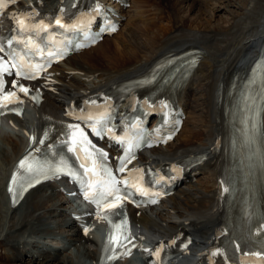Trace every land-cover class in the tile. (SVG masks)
Listing matches in <instances>:
<instances>
[{
  "label": "bare ground",
  "instance_id": "1",
  "mask_svg": "<svg viewBox=\"0 0 264 264\" xmlns=\"http://www.w3.org/2000/svg\"><path fill=\"white\" fill-rule=\"evenodd\" d=\"M56 1L43 0L46 4H53ZM157 1L159 2V0ZM160 1L167 5L166 13L170 19V28L167 27L168 30L165 28L167 31L165 30L166 34H163V37L160 28L154 29L155 34L150 36V40L154 42L152 44L141 41L142 39L137 38L136 35H133L134 33H129L126 42L131 43L132 52L124 50L123 48L126 47L124 46L121 48L124 56L117 55L112 49L105 50L103 54L98 53L101 58L109 57L112 61L123 65L120 68L116 65L96 68L90 64L89 55L84 57L86 58L85 62H72L81 56L72 55L64 62L68 69L59 70L57 87L50 95L44 97L43 103L38 108H34V121L31 125L34 126L38 123L42 115L50 118L57 117L64 102L74 100L94 88L108 85L114 79H127L145 71L151 62L163 52L181 48L187 44H196L194 48L201 51L196 69L191 77L177 80V82L185 83L183 89L185 93H179L184 95L181 102L187 112L191 110L196 114V123L192 129L186 130L188 133L183 143L177 142L179 133L170 145L149 151V159L159 164L182 155L209 149L213 144L211 139L217 138L221 132V125L226 119L221 116V109L214 108V91L219 83L224 89L231 72L247 66L252 57L257 55L259 44L264 43V24H262L264 22L262 17L264 15V0H246V3H241L242 5L237 4L236 9L241 10V14L238 17H231L225 26L221 24V27L209 26L206 28L198 24L191 29L183 27L182 22L178 20V15L183 8V10L186 8L193 10L195 8L193 1ZM221 1L222 5L224 2L227 3V6L236 4H229L226 0ZM202 2L209 3L210 9L205 7L201 12L207 15L210 21L215 16L216 9L226 11V6L222 7L217 0H202ZM209 6L207 5V7ZM157 9L159 8H156L155 12ZM117 34L118 32L115 35ZM115 35H112L110 39H113ZM104 42H106L105 39L81 54L95 51L94 49L102 46ZM254 42L257 45L252 47ZM177 43L180 45L175 46ZM254 47L256 49L249 52ZM244 51H248L251 58L240 65V55ZM98 56L95 57L96 60ZM89 78H91L90 81H88ZM162 88L165 89V87L159 89L162 90ZM226 103L228 104L227 100ZM192 112L189 113L192 114ZM14 124L21 130L28 127L22 120L14 119ZM184 124H187V121H184ZM21 134L19 130H0V200L2 202V207H0V264H95L98 252L96 235L80 236L75 224L65 212L66 199L64 197L58 199L52 185L35 188L25 195L19 205L14 208L8 207L3 191V179L9 172L8 165L23 149L24 140ZM215 164L216 161L209 159L201 167L200 180L195 183L192 181L183 182L176 193V196H182L181 198H168L157 210H141L137 217L135 214H131V222L135 228L144 235L155 239L169 235L177 227L185 229L187 222L194 224L195 229H200L203 233L207 232L205 228L209 225L213 228L217 217L214 210ZM229 174L237 186H242V190L247 191L246 183L250 179L248 173L239 175V172L232 173L230 171ZM55 234L59 235L65 243L61 248L52 251L46 249L48 248L46 244L41 246L37 244L39 240L43 241L45 237ZM27 240L28 243L24 242ZM27 244H31L34 251H29ZM67 251L68 253L65 254ZM7 252H10L11 255L6 254ZM35 252L40 255L38 260L34 257ZM23 259L26 262L22 263ZM129 263L130 260L117 264Z\"/></svg>",
  "mask_w": 264,
  "mask_h": 264
},
{
  "label": "rangeland",
  "instance_id": "2",
  "mask_svg": "<svg viewBox=\"0 0 264 264\" xmlns=\"http://www.w3.org/2000/svg\"><path fill=\"white\" fill-rule=\"evenodd\" d=\"M193 4H195V8L193 10H189L188 8H186L185 10L181 9V13L180 15L178 16V20H180L182 22V25L184 28L186 29H191L194 27V25H201L203 27H221L222 25L225 26L227 24V22H229V20L231 19V17H238L241 13V10H237L236 7H237V4L239 5H242L243 3H246V0H226L228 1V3L230 4H234V6H227V3L224 2V4L222 5V1L220 0H217L218 2H220L219 4L222 5V7H225L226 6V11H224L223 9H220V10H217L214 12L215 16L213 17L212 21H210L207 17V15H204L202 14V10H204V8L206 7L207 9L209 8L210 9V6H209V3L208 2H202V0H190ZM197 1V2H196ZM233 1V2H232ZM242 1V2H241ZM245 1V2H244ZM132 2L134 3L133 5V9L136 7V6H144L143 4V0H132ZM159 0V2L157 0H147V2L145 3V5H149L151 7H142L143 10H150L148 12H146L145 14H149V15H153L151 14L153 11H152V8H154L153 10H155L156 8H158V5L159 4H162V8L163 10L160 9L159 13L160 15L157 17V18H154L156 16H154L153 18L156 19V23L153 21L154 19H152L149 23H148V20L147 22L145 23L144 21H140V22H137L136 24V27L135 24L132 25L133 28H129L128 29V26H126V22L124 23L123 27H122V30L119 32L120 34L117 35L116 37V40L114 39H106L103 43L102 46H99L95 49V51H93L92 55L91 54H88L90 57H89V61H90V64H92L94 67L96 68H100L101 66H104V67H107L108 65L111 66V65H116L118 68L122 67L123 65L121 64H118L117 62L115 61H112L109 57H106V58H101L98 56V53L100 54H103V52L105 50H110L112 49L113 51H115L118 54H121L124 56V52L121 48H123L124 50H128L129 52H132L133 50V47L131 45V43L129 42H126V38H127V35L130 34H133V35H136L137 38H141L142 40L141 41H146L148 42L149 44H152L153 41L150 40V36L152 37L154 34H155V30H157L158 28H160L161 30V35L163 37V34L165 35L166 31L168 30L167 27L170 28V19H169V15L166 13V10L168 9L167 5ZM214 2V1H213ZM217 2V3H218ZM242 3V4H241ZM204 4V5H203ZM207 5L209 7H207ZM245 5V4H244ZM154 6V7H152ZM202 6V7H201ZM165 7V8H164ZM137 8V7H136ZM132 9V10H133ZM199 9V10H198ZM208 9V10H209ZM198 11V13H197ZM202 11V12H201ZM229 11V12H228ZM235 11V12H234ZM162 12V13H161ZM142 13V12H141ZM186 13V15H185ZM196 13V14H195ZM130 14H134L133 11L130 12ZM140 14V13H139ZM201 14V15H199ZM165 15L168 17L166 18ZM185 15V16H183ZM190 16V17H188ZM195 16V17H194ZM217 16V17H216ZM149 17V16H148ZM164 17V18H162ZM199 17V18H198ZM203 17V18H202ZM216 17V18H215ZM221 17V18H220ZM263 19H264V15H262ZM151 18V17H150ZM171 18V17H170ZM191 18V19H190ZM195 18V19H194ZM202 18V19H201ZM219 18V19H218ZM190 19V20H189ZM206 19V20H205ZM218 19V20H217ZM223 19V20H222ZM159 20H161V24L159 23ZM196 20V22H195ZM204 20V21H203ZM228 20V21H227ZM202 21V22H201ZM210 21V22H209ZM219 21V22H218ZM199 22V23H197ZM262 22V21H261ZM203 23V24H202ZM217 23V24H216ZM208 24V25H207ZM213 24V25H212ZM222 24V25H221ZM262 24H264V22H262ZM146 28V29H145ZM167 30H166V29ZM149 29V30H148ZM155 29V30H154ZM147 30V31H146ZM163 30V31H162ZM166 30V31H165ZM144 31V32H142ZM123 32V34H121ZM147 32V34H146ZM170 36V34H168ZM142 36V37H141ZM160 36V39L162 38ZM146 38V39H145ZM149 38V39H147ZM150 40V41H149ZM145 42V43H146ZM151 42V43H150ZM156 42V41H155ZM154 43V42H153ZM117 46V47H116ZM117 48H119L117 50ZM121 50V51H120ZM242 55V53H241ZM240 55V56H241ZM98 56V59L96 60L95 57ZM113 56V55H112ZM93 57V58H91ZM91 58V59H90ZM86 61V58H81L79 57L78 59L72 61V62H85ZM189 112H192L191 110L188 111ZM189 116L191 118H188V121H191V120H194V117L196 116L195 113L192 112L189 113ZM194 116V117H192ZM196 119V117H195ZM195 125V123L193 124V126ZM192 126V128H193ZM188 129V128H187ZM189 130V129H188ZM188 131H186V135H187ZM186 139V136L185 137H180V140L178 139V143H183ZM57 198L59 199L60 196L57 195ZM0 207H2V205L0 204ZM93 236H95L94 234H92ZM96 238V237H95ZM68 251L65 253L67 254ZM129 264H133V263H129Z\"/></svg>",
  "mask_w": 264,
  "mask_h": 264
},
{
  "label": "snow or ice",
  "instance_id": "3",
  "mask_svg": "<svg viewBox=\"0 0 264 264\" xmlns=\"http://www.w3.org/2000/svg\"><path fill=\"white\" fill-rule=\"evenodd\" d=\"M14 2H15V0H0V10H2L4 7H6L8 3H14ZM18 23L23 25L24 19L19 18ZM14 87H15V85H14ZM20 90L23 91L25 94H27L28 90L26 88L21 87ZM13 97H15V93H8L7 96L3 97V100H10ZM3 107H5V105L0 104V109H2ZM69 127L72 128V126H69ZM77 133L80 136V143L86 142L87 138L84 136L83 132L78 127L73 129V137H75ZM39 143L42 144L43 140L39 141ZM76 143H77V141L75 139H73V144H76ZM73 150L74 149L72 147L69 148V151H73ZM19 167L21 169H25V171L29 174V177L26 181V185L22 186L23 190H26V187H30L33 182H39V179L41 176L47 177L49 171H51L53 175H55L56 173L59 172V169L48 170V169L43 168L42 166L36 167L33 164L28 163L27 158L20 161ZM122 170L123 169H121V171ZM12 183H14V184L17 183V176L16 175H14L12 177ZM9 191L11 192L12 189L10 188ZM116 199L117 200L120 199V197L118 195V191L116 194ZM108 206L110 208L119 207V205L116 203L115 200L113 202H111ZM98 218H103V217H99V215H98ZM112 241H113V237L110 235L109 236V243H112Z\"/></svg>",
  "mask_w": 264,
  "mask_h": 264
}]
</instances>
